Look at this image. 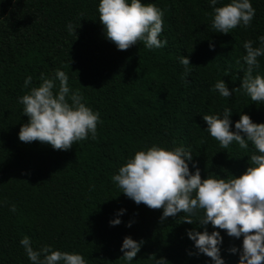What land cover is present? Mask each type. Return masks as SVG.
Masks as SVG:
<instances>
[{
	"label": "trees",
	"instance_id": "1",
	"mask_svg": "<svg viewBox=\"0 0 264 264\" xmlns=\"http://www.w3.org/2000/svg\"><path fill=\"white\" fill-rule=\"evenodd\" d=\"M141 2L163 10L165 47L148 49L139 42L118 50L99 22V0H0V264H32L20 244L25 235L34 250L51 245L83 255L87 264H154L152 254L169 264H214L204 254L189 255L196 249L186 230L204 226L181 222L182 213L161 222L162 209L137 205L111 178L135 151L152 144L172 148L173 142L193 153L190 170L195 163L202 177L246 170L253 146L222 149L203 115L232 109V130L241 113L264 122V103L252 102L242 90L230 98L213 90L218 79L230 90L239 87L247 67L243 43L259 46L264 35V0H250L255 16L247 29L238 26L227 34L211 27L209 0ZM69 23L76 32L69 33ZM181 55L192 64L184 79ZM258 61L264 75V56ZM56 69L101 121L95 140L89 135L67 151L24 143L18 135L28 120L19 98L39 85L41 73L51 77ZM117 217L121 223L111 225ZM207 230H214L211 224ZM217 230L225 264H237L239 253L229 249L241 248L243 237ZM125 236L144 241L131 262L120 258Z\"/></svg>",
	"mask_w": 264,
	"mask_h": 264
},
{
	"label": "clouds",
	"instance_id": "2",
	"mask_svg": "<svg viewBox=\"0 0 264 264\" xmlns=\"http://www.w3.org/2000/svg\"><path fill=\"white\" fill-rule=\"evenodd\" d=\"M209 2L213 9L211 27L215 32L227 34L238 26L247 29L255 16L250 0H230L222 6H216L218 0ZM98 14L106 38L118 50L125 51L139 42L148 49H159L168 43L166 39H160L164 12L155 4L141 0H99ZM67 28L69 33L76 32L71 23ZM258 40L259 46H254L252 40L243 43L246 50L243 60L247 67L239 87L230 90L223 79L215 82L213 90L222 97L230 98L234 92L242 90L252 102L264 103V75L257 71L260 68L258 57L264 56V35ZM212 47L214 45L210 43ZM179 62L184 68L181 77L184 79L190 75L192 64L184 55L179 57ZM31 81V76L27 77L24 86L29 87ZM40 81L19 98L23 114L28 117L20 127V141H38L51 145L54 150L67 151L77 142L87 140L89 135L95 140L100 114L82 102L79 90H70L67 74L56 69L51 77L41 73ZM231 114L232 109L225 108L222 115L204 114L203 120L207 123V131L222 149H228L233 143L245 151L249 150V144L253 146L248 166L242 174L222 177L209 173L202 177L195 163V171L190 170L193 153L173 142L172 148L152 144L135 151L111 179L137 205L162 209L161 222L182 213L181 222L204 226L203 231L186 230L196 249L189 255L204 254L214 264H225L219 229L229 237H243L241 248L232 246L229 249L233 254L239 253L237 264H264V122H253L248 114L241 113L235 122V130H232ZM10 211H16L15 205H11ZM123 212L121 209L120 214ZM120 223L118 217L110 221L111 225ZM131 224L129 221L127 226L131 227ZM209 224L214 229L211 232L207 230ZM143 243V240L125 236L120 258L133 261ZM20 244L32 264H87L83 255L56 250L51 245L34 250L27 235ZM150 258L154 264H169L162 256L157 258L152 254Z\"/></svg>",
	"mask_w": 264,
	"mask_h": 264
},
{
	"label": "rangeland",
	"instance_id": "3",
	"mask_svg": "<svg viewBox=\"0 0 264 264\" xmlns=\"http://www.w3.org/2000/svg\"><path fill=\"white\" fill-rule=\"evenodd\" d=\"M177 19H178L179 21L182 20V10H181V9L177 11Z\"/></svg>",
	"mask_w": 264,
	"mask_h": 264
}]
</instances>
